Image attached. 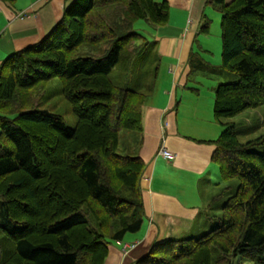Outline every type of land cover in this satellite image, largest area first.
<instances>
[{"label": "trees", "instance_id": "16d2710c", "mask_svg": "<svg viewBox=\"0 0 264 264\" xmlns=\"http://www.w3.org/2000/svg\"><path fill=\"white\" fill-rule=\"evenodd\" d=\"M208 3L221 14V63L192 51L186 87L198 92V73L237 75L213 88L223 128L203 142L215 147L220 180L238 184L211 198L191 232L152 243L135 264H264V152L252 149L264 136L242 143L235 123L222 122L264 104V0ZM168 10L166 0H73L41 41L1 62L0 264H104L111 244L141 229L145 163L129 145L141 142L160 59L134 24H164ZM210 24L203 15L199 32ZM56 94L73 126L45 107Z\"/></svg>", "mask_w": 264, "mask_h": 264}, {"label": "crops", "instance_id": "0c3cea01", "mask_svg": "<svg viewBox=\"0 0 264 264\" xmlns=\"http://www.w3.org/2000/svg\"><path fill=\"white\" fill-rule=\"evenodd\" d=\"M72 1L15 0L13 6L0 1V64L8 55L41 41ZM166 2L167 22L146 24V37L156 42L160 66L155 90L142 108L143 128L137 136L141 142L129 145L145 163L140 179L145 219L138 232L109 246L104 264H135L152 243L191 232L196 218L213 197V185L218 186L213 180L219 177L218 166L211 160L215 147L203 141L214 140L221 127L206 133L198 125L201 119L197 109L186 107L193 99L187 93L200 94L186 87L191 52L207 61L213 44L218 58L219 37L212 42L209 32H199L203 15L216 19L217 10L208 0ZM215 27L218 30L214 24V32ZM213 100L214 94L209 97L210 112ZM161 145L174 154L172 159L159 154ZM124 243L134 246L124 252Z\"/></svg>", "mask_w": 264, "mask_h": 264}, {"label": "rangeland", "instance_id": "374dc122", "mask_svg": "<svg viewBox=\"0 0 264 264\" xmlns=\"http://www.w3.org/2000/svg\"><path fill=\"white\" fill-rule=\"evenodd\" d=\"M227 3H229V2H227ZM215 12L217 13V18L213 19V20L211 19V24L209 27V35H210V40L212 42L214 41L215 37H219V41H220L219 53H218V58H217V52L215 50L216 45L211 44L213 53L210 54L209 57H206V60L212 65H220V63H221V56H220L221 55L220 54L221 53V38H220L219 22H220L221 14L218 11H215ZM146 24L147 23L144 20H138L134 24V28H135V30L139 31L141 34L148 36V34L146 33L147 28H148ZM214 24H215V26L217 25V27H218L217 31H216V27H215L216 32L213 31ZM148 33H149V29H148ZM137 41L139 43V40H137ZM153 60H154V58H151V60H150L151 63H153ZM151 63L148 65V67L150 66L151 70L154 71V68H153L154 66ZM117 74H118L117 71L112 74L113 80H115L114 77ZM236 78H237V75L235 73L228 72V71H225V73H222V74H210L207 76L202 75L201 73H198L196 76L193 77V79L195 81H197V86H198V90H199L200 94H197V96H196V95H194V93H187L189 98H193V99H191L190 101H188L186 103V107H188L190 109L192 107H194L197 109L199 117L201 119V122L198 123V125L203 127V129L206 133L211 132L212 128L221 127V130L223 128V126L220 125V123H217L214 121L213 113H212V111L210 112V106L208 108L209 97L214 94V90L212 89V87H215L218 83L235 80ZM119 79H120V76L118 75V80ZM59 84H60L59 79L54 78L47 83V86L51 90H55L59 86ZM50 106H52L53 111H56L63 116L64 122L67 125H69V126L74 125L75 115H74V113L70 107V104L61 95H58V94L54 95L50 99L48 105H46L45 107H50ZM225 121L235 123L237 133H238V139L242 143H245L247 141H250V140H253V139H256L259 137H263L264 136V104L259 106V107H256V108L246 109V110L238 113L237 115H235L232 118L222 119V122H225ZM121 133L123 134V132H121ZM127 136H128V133H127ZM128 140L131 141L129 136H128ZM252 149H253V151H255L257 153H263L264 152V142L253 146ZM120 152H122V151L120 150ZM213 180L215 182H218V183L220 182L218 184V186L213 185L214 189H212L213 190L212 192L210 191L213 194V196L220 193L222 188L227 186L228 184H233L235 186L238 184L237 180L221 181L219 177L213 178ZM216 187H218V188H216ZM27 203H29V202H27ZM29 206L32 207L31 202L29 203ZM213 211H216V209H213L212 212ZM200 221L203 222V220H200ZM213 222H214V225L217 224L216 220H213ZM213 226H211V227H213ZM211 227L205 228V230H203L202 233H205L206 231L211 229ZM191 234L192 235H198V233H191ZM236 264H253V263L249 260L238 258L236 260Z\"/></svg>", "mask_w": 264, "mask_h": 264}, {"label": "built area", "instance_id": "2783aa9c", "mask_svg": "<svg viewBox=\"0 0 264 264\" xmlns=\"http://www.w3.org/2000/svg\"><path fill=\"white\" fill-rule=\"evenodd\" d=\"M159 154L162 155L165 159L170 160L174 157V154L169 151L164 145H161L159 148ZM134 244H126L122 245V249L126 252L127 249L132 248Z\"/></svg>", "mask_w": 264, "mask_h": 264}]
</instances>
